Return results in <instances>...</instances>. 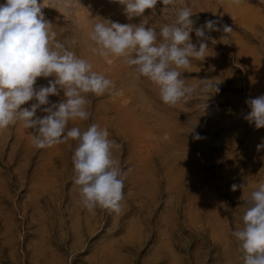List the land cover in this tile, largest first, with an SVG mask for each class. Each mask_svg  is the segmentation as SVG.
<instances>
[{
  "label": "rangeland",
  "instance_id": "374dc122",
  "mask_svg": "<svg viewBox=\"0 0 264 264\" xmlns=\"http://www.w3.org/2000/svg\"><path fill=\"white\" fill-rule=\"evenodd\" d=\"M38 3L57 39L74 37L71 50L121 90L119 96L87 94L90 118L67 127H106L122 145L113 150L115 158L131 171L122 211L91 215L72 182L77 141L38 149L22 122L0 131V264H243L232 232L242 229L247 201L264 182V149L257 151L264 128L244 119L251 111L246 100L264 95V2L176 0V7L192 6L194 27L212 19L233 31L228 40L222 31L208 33L214 42L190 33L197 49L207 44L208 56L192 59L182 78L187 84L215 81L220 91L174 107L161 101L155 83L134 79L120 58L94 55L88 39L90 25L100 19L134 25L147 19L159 43L160 28L175 19L159 0L131 18L113 0ZM53 79L38 77L34 87ZM62 98L63 90L49 100ZM36 115L46 113L38 109ZM233 184L243 188L234 192Z\"/></svg>",
  "mask_w": 264,
  "mask_h": 264
},
{
  "label": "clouds",
  "instance_id": "9594fccd",
  "mask_svg": "<svg viewBox=\"0 0 264 264\" xmlns=\"http://www.w3.org/2000/svg\"><path fill=\"white\" fill-rule=\"evenodd\" d=\"M123 5L129 18L142 16L146 9H154L158 0H113ZM175 16L170 24L157 32L146 28L147 19L138 25L120 24L100 19L90 25L88 39L94 43V55L102 58L117 57L121 63L132 68L133 78L146 77L159 87L161 101L176 106L187 103L194 95L209 96L220 91L218 83L200 80L187 84L181 70L191 68V60L204 61L208 56L206 43L197 45L190 40V33L204 41L213 40L208 33L223 32L222 40L230 39L233 28L219 20L208 19L199 27L191 17L192 6L176 7V0H159ZM264 2V0H262ZM65 6L67 0H56ZM240 5L242 0H231ZM43 3L38 0H5L0 3V131L17 122H22L32 144L38 149L77 141L71 157L74 166L72 182L78 186L80 203L91 215L96 210H108L119 214L122 211L125 180L131 169L124 170L114 156V149L122 145L109 138V131L93 123L86 129L68 128L70 120L87 121L91 103L87 94L97 97L105 93L121 95L113 80L93 71L87 59L79 58L71 48L77 44L73 38L57 39L43 12ZM198 19V17H197ZM219 25V26H218ZM38 77H54L47 86L34 87ZM63 98L52 103L50 96ZM30 107H21L29 101ZM251 109L244 117L257 129L264 128V95L246 100ZM47 106V107H41ZM40 109L44 116H37ZM194 139H200L196 134ZM264 149V141L257 151ZM243 188L233 184L232 191ZM248 207L243 214V227L232 232L240 242L243 264H264V182L251 193Z\"/></svg>",
  "mask_w": 264,
  "mask_h": 264
}]
</instances>
